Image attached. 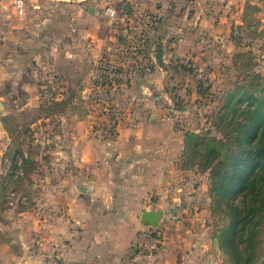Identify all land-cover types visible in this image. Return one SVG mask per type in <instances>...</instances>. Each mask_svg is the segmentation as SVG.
<instances>
[{
    "label": "rangeland",
    "instance_id": "obj_1",
    "mask_svg": "<svg viewBox=\"0 0 264 264\" xmlns=\"http://www.w3.org/2000/svg\"><path fill=\"white\" fill-rule=\"evenodd\" d=\"M99 2L96 33L105 43L96 57L77 50L83 33L65 31L56 3L44 18L24 12L23 2L20 14H0V264H27L32 251L44 261L48 226L76 208L99 163L91 152L110 160L121 148L119 131L145 125L151 115L161 140L159 177L171 184L152 195L146 210L162 215L140 234L160 233L166 242L183 227L186 253H197L202 264H234L232 195L250 173L237 151L264 124V29L256 11H247L244 29L231 33L233 47L218 61L198 41L191 48H144L145 37L155 34L137 3ZM94 14L83 7L84 17ZM12 19L22 27L18 53L10 43ZM144 125L138 130L148 136L152 128ZM255 205L250 230L264 258V203Z\"/></svg>",
    "mask_w": 264,
    "mask_h": 264
},
{
    "label": "crops",
    "instance_id": "obj_2",
    "mask_svg": "<svg viewBox=\"0 0 264 264\" xmlns=\"http://www.w3.org/2000/svg\"><path fill=\"white\" fill-rule=\"evenodd\" d=\"M13 1L0 0V14L4 17L17 15ZM54 1L22 0L24 12L40 14L43 18L50 15L51 3L58 4L57 13L64 21L65 31L70 33L80 28L77 32L83 33L77 50L87 48L96 57L105 43H100L96 33V8L102 5L99 2L102 0H96L95 5L88 2L93 0H87V4L77 0ZM131 1L137 3L145 20L143 22L153 23L149 33L155 35L145 37L142 41L144 48L160 45L191 48L193 42L198 41L207 49H213L212 57L224 61V49L232 48L234 44L230 35L244 29V18L250 8L256 11L254 18L261 22L260 29H264V0ZM84 6L95 14L84 17ZM69 15L72 17L70 21L67 19ZM18 19L11 20L10 29V43L16 53L17 36L22 28ZM87 36L91 39L88 40ZM155 116L151 115L145 125L120 130L116 144L121 148L110 160H101V154L95 150L91 152L90 158L97 156L95 161L99 163L91 167L90 180L84 185V192L77 193L76 208L67 211L69 217L64 214L57 216L55 227L48 226L41 254L44 261H40L34 251L32 256L31 252H26L27 264H202L197 253L188 254L183 250L187 244L183 242L189 238L188 231H184L183 227L180 232L174 229L169 232L162 252L150 257L143 254L141 213L154 204L152 195H162L171 184L168 180L164 184L159 177L163 171L161 163V167L157 165L160 157L156 146L161 140L156 132L159 126ZM143 125L152 128L148 136L143 135V129L138 130ZM143 145L148 147L147 157L142 153ZM150 145H154V151H151ZM175 223L179 228L181 222L175 219ZM6 252L10 255L9 251ZM20 254L23 255L22 252Z\"/></svg>",
    "mask_w": 264,
    "mask_h": 264
},
{
    "label": "trees",
    "instance_id": "obj_3",
    "mask_svg": "<svg viewBox=\"0 0 264 264\" xmlns=\"http://www.w3.org/2000/svg\"><path fill=\"white\" fill-rule=\"evenodd\" d=\"M263 141L264 124H260L251 141L245 142L241 150L237 151L240 165H245L250 173L241 177L243 182L232 195L238 196L237 204L232 207L236 223L232 242L236 255L234 264L246 263L248 260H251L250 264H264V258L257 251L255 232L250 230L255 211L258 209L255 204L257 201L264 203L261 191L264 186V147L261 146ZM233 178L235 177H231L230 182L227 181L230 186H232Z\"/></svg>",
    "mask_w": 264,
    "mask_h": 264
},
{
    "label": "built area",
    "instance_id": "obj_4",
    "mask_svg": "<svg viewBox=\"0 0 264 264\" xmlns=\"http://www.w3.org/2000/svg\"><path fill=\"white\" fill-rule=\"evenodd\" d=\"M14 5L16 7L17 13L22 12V2L20 0H15ZM113 9H107L105 14L109 17L114 15ZM165 247L164 238L160 233H150L149 235H143V243H142V250L143 254L146 256H154L157 253L163 251Z\"/></svg>",
    "mask_w": 264,
    "mask_h": 264
},
{
    "label": "water",
    "instance_id": "obj_5",
    "mask_svg": "<svg viewBox=\"0 0 264 264\" xmlns=\"http://www.w3.org/2000/svg\"><path fill=\"white\" fill-rule=\"evenodd\" d=\"M89 12H92V9L89 10ZM161 215L162 214L158 211L144 210L140 216V223L142 225H145V226L155 227V226H157V224L161 218Z\"/></svg>",
    "mask_w": 264,
    "mask_h": 264
}]
</instances>
